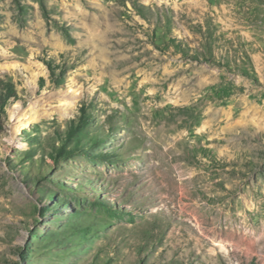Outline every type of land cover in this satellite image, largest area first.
<instances>
[{
  "label": "rangeland",
  "instance_id": "rangeland-1",
  "mask_svg": "<svg viewBox=\"0 0 264 264\" xmlns=\"http://www.w3.org/2000/svg\"><path fill=\"white\" fill-rule=\"evenodd\" d=\"M0 264H264V0H0Z\"/></svg>",
  "mask_w": 264,
  "mask_h": 264
},
{
  "label": "bare ground",
  "instance_id": "bare-ground-1",
  "mask_svg": "<svg viewBox=\"0 0 264 264\" xmlns=\"http://www.w3.org/2000/svg\"><path fill=\"white\" fill-rule=\"evenodd\" d=\"M19 112V111H18ZM19 114L21 115V118L23 119V126L25 128H30V123L26 117V114L23 113V112H19ZM48 111H45L43 110L41 107H40V103L39 102H34L32 104V110H31V115H36L37 116V119H40V120H45L47 117H48ZM16 115V114H15ZM36 118V117H35ZM20 149H24V144L23 142L21 141V147Z\"/></svg>",
  "mask_w": 264,
  "mask_h": 264
},
{
  "label": "trees",
  "instance_id": "trees-1",
  "mask_svg": "<svg viewBox=\"0 0 264 264\" xmlns=\"http://www.w3.org/2000/svg\"><path fill=\"white\" fill-rule=\"evenodd\" d=\"M9 86L7 87V93H8V96H11L12 94H15V92H13V87H10V89H9ZM83 126L84 125H82L81 123L78 122V125L76 126V128L72 129L70 127L68 138L69 137L71 138L75 133L80 132L83 129Z\"/></svg>",
  "mask_w": 264,
  "mask_h": 264
}]
</instances>
